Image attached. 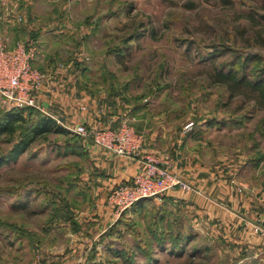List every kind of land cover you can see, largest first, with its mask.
Here are the masks:
<instances>
[{
	"label": "rangeland",
	"instance_id": "obj_1",
	"mask_svg": "<svg viewBox=\"0 0 264 264\" xmlns=\"http://www.w3.org/2000/svg\"><path fill=\"white\" fill-rule=\"evenodd\" d=\"M2 6L17 10L5 32L12 41L35 37L43 26L46 47L77 61L95 94L137 95L149 118L171 133L207 126V140L220 142L222 156L238 155L233 162L264 155V104L217 73L224 66L253 77L264 66V0H5ZM249 53L261 59L248 62ZM23 129L12 141L0 139V155ZM72 143L79 144L71 135L45 134L0 167V264H29L38 255L43 264L236 260L234 244L204 243L191 215L154 198L78 232L71 226L75 211H87L102 195L86 191L90 165L80 149L67 147ZM261 163L259 172L247 173V184L264 186Z\"/></svg>",
	"mask_w": 264,
	"mask_h": 264
},
{
	"label": "crops",
	"instance_id": "obj_2",
	"mask_svg": "<svg viewBox=\"0 0 264 264\" xmlns=\"http://www.w3.org/2000/svg\"><path fill=\"white\" fill-rule=\"evenodd\" d=\"M4 3L5 0H0V29L10 33L8 27L16 24L14 12L17 10L14 7L4 9ZM28 29L35 31L36 26L30 25ZM37 29H41L35 33L40 40V51L35 65L47 73V80L36 94L37 110L71 132L82 124L89 128H117L128 119L135 130L145 136L143 155L156 154L167 169L180 174L196 188L189 193L170 192L154 200L175 211L180 210L184 217L191 215L204 243L234 244L237 254L236 260L231 258L232 264H264V186L245 182L247 173L253 169L248 163L251 159L241 164L233 162L238 155L233 159L222 156L220 142L205 137L210 129L207 126L195 134L183 128L179 133H171L170 127L165 128L149 118L148 108L139 104L137 95L95 94L94 80L83 73L80 64L65 60L63 50L46 47L49 38H43V26ZM79 141L90 165L84 178L86 191L102 195L98 204L90 203L92 206L87 211H75L71 226L82 232L95 222L101 225V219L105 222L118 215L116 209L108 205L107 195L116 184L133 178L141 166V157H120L83 137L79 136ZM217 143L220 145L216 146ZM261 165L255 171L259 172ZM95 215L100 219L91 217ZM115 220L108 221L107 228ZM256 227L263 232H257Z\"/></svg>",
	"mask_w": 264,
	"mask_h": 264
},
{
	"label": "built area",
	"instance_id": "obj_3",
	"mask_svg": "<svg viewBox=\"0 0 264 264\" xmlns=\"http://www.w3.org/2000/svg\"><path fill=\"white\" fill-rule=\"evenodd\" d=\"M18 19L22 17L18 16ZM39 51L40 40L37 37L14 42L0 29V106L4 109L38 108L36 94L47 80V73L35 65ZM73 132L117 156L141 157V166L133 178L116 184L107 195L108 205L114 207L118 214L143 199L160 198L174 191L189 193L196 189L180 174L167 169L156 154L143 155L145 136L138 133L128 119L117 128H89L82 124ZM255 230L263 232L259 227ZM29 264L43 263L38 255Z\"/></svg>",
	"mask_w": 264,
	"mask_h": 264
},
{
	"label": "trees",
	"instance_id": "obj_4",
	"mask_svg": "<svg viewBox=\"0 0 264 264\" xmlns=\"http://www.w3.org/2000/svg\"><path fill=\"white\" fill-rule=\"evenodd\" d=\"M255 45H257V43ZM257 46L261 47L259 44ZM260 59L261 58L254 53L247 54L245 58V60L248 62H256ZM236 63L237 62H235V64ZM223 69H225L224 66L221 67V70L217 71L219 76L233 81L234 85L247 87L251 92L257 95L260 103L264 104V66L258 68V70L256 71V75H254L253 77L247 74V72L241 73L238 69H235L233 67L226 69L227 71H223ZM26 113L28 116L26 115ZM22 125L24 126V132L22 131V133H20L17 141L14 142L13 140L14 143L6 153L0 155V167L17 161L18 158L28 150L30 145L37 139V137L48 133L71 135L75 137L76 142H79V144L72 143V145L70 146H68V144L67 147H69V149H72L73 151H76V153L78 154L80 153V151H82L83 154L85 153L83 146L80 144L79 135L64 128L63 126L58 124L51 116L46 115L33 107L2 111L0 113V139H9L7 141H12L11 139H13V137H16V133L18 131L21 132ZM201 128L202 126L200 124L193 123L191 131L189 132L194 134L199 133ZM4 135H6L7 138H1ZM79 149L80 151H78ZM263 160L264 155L257 158H252L250 162L253 163V167L257 168ZM145 200H141L140 202L135 204L134 207L141 209V204H143ZM66 210L67 212L71 211L68 207ZM72 218L73 217H71V219ZM108 235L110 234H106V236Z\"/></svg>",
	"mask_w": 264,
	"mask_h": 264
},
{
	"label": "water",
	"instance_id": "obj_5",
	"mask_svg": "<svg viewBox=\"0 0 264 264\" xmlns=\"http://www.w3.org/2000/svg\"><path fill=\"white\" fill-rule=\"evenodd\" d=\"M143 200H145V199H143Z\"/></svg>",
	"mask_w": 264,
	"mask_h": 264
}]
</instances>
